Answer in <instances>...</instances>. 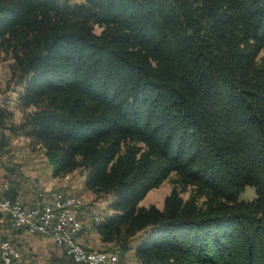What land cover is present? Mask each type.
I'll use <instances>...</instances> for the list:
<instances>
[{
  "label": "trees",
  "instance_id": "trees-1",
  "mask_svg": "<svg viewBox=\"0 0 264 264\" xmlns=\"http://www.w3.org/2000/svg\"><path fill=\"white\" fill-rule=\"evenodd\" d=\"M3 50L21 115L0 107V129L109 199L101 248L264 264V0H0ZM172 171L163 205L141 203Z\"/></svg>",
  "mask_w": 264,
  "mask_h": 264
},
{
  "label": "rangeland",
  "instance_id": "rangeland-1",
  "mask_svg": "<svg viewBox=\"0 0 264 264\" xmlns=\"http://www.w3.org/2000/svg\"><path fill=\"white\" fill-rule=\"evenodd\" d=\"M101 28V25L95 24V31L99 32ZM262 53H264V51H262ZM11 61L12 57L5 50H3L0 54V107L6 112L7 110H11L13 112V118L6 117L8 118L4 121L6 124H10L11 120H19L21 115L20 109L16 104L19 84L16 82L14 76H11ZM51 168V164L48 162V158L39 143L30 140V138L22 133L12 134L8 127H1L0 194H5L4 190L6 188V183H9L11 188L16 191L22 190V192H25L26 194H35L36 190L38 191L46 188L47 191V188H50L48 191H51L52 189H60L61 187L67 188L70 183H81L83 181V171L81 169L73 171L67 178L62 175H54L53 172H51ZM176 176L177 173L172 171L158 185L153 186L148 190L146 195L141 199V203L149 204L151 202H155L159 206H162L165 194L173 187ZM191 191L192 186L188 185V188L183 190L182 193L185 196H188ZM73 192L77 193L74 195L84 196L85 201L89 200L86 194L76 191ZM255 194V187L251 184H247L246 187L240 191L239 196L241 198H253ZM103 211L104 210H98V213L100 214V216L98 214L99 217L109 214H104ZM98 216L93 215L96 221L99 218ZM84 217L85 218H82L85 224L89 220V217H91V214L86 213ZM13 226L15 227L13 223L11 225L0 221V239L5 233L10 235L7 231L12 229ZM11 238L14 243L20 246L19 249L22 254V264H25L23 260L28 258V264H74L64 252L61 254L57 253L54 257H47L45 253L28 249L27 247L20 245L19 242L12 236ZM78 239L85 244L80 238ZM88 246L103 247V245L97 242ZM104 264L111 263L106 262ZM116 264H135L134 249L132 248L127 252H121L120 260Z\"/></svg>",
  "mask_w": 264,
  "mask_h": 264
},
{
  "label": "built area",
  "instance_id": "built-area-1",
  "mask_svg": "<svg viewBox=\"0 0 264 264\" xmlns=\"http://www.w3.org/2000/svg\"><path fill=\"white\" fill-rule=\"evenodd\" d=\"M41 195L32 205L24 204L20 198L0 195V221L9 217L17 227L25 226L32 232L51 235L57 245L62 246L74 261L81 264L119 262V246H86L77 238L84 224L78 214V208L85 204L84 196L54 191H43ZM0 254L6 264H20L21 251L9 237L1 239Z\"/></svg>",
  "mask_w": 264,
  "mask_h": 264
},
{
  "label": "crops",
  "instance_id": "crops-1",
  "mask_svg": "<svg viewBox=\"0 0 264 264\" xmlns=\"http://www.w3.org/2000/svg\"><path fill=\"white\" fill-rule=\"evenodd\" d=\"M73 171H75V170H73ZM73 171L68 172L62 176L68 178L71 175L70 173H72ZM51 172H52V168H51ZM82 175H83V181L81 183H77V182H74L73 184L70 183V184H68L67 188L61 187L60 189H54V190L52 189L51 191L63 192V193L76 191V192H82V193L86 194V196H88L89 200L85 201V204H83L82 206H80L78 208V214L80 216H82L83 218H85L84 215L86 213L87 214L90 213L91 216H93L94 213H98V210H104L103 211L104 214L113 212L114 210L112 208L108 207V205H107L109 199L105 195H98L96 192H94V190H92L90 187H88L86 185V182H85V172H83ZM7 184L8 185H5L6 188L4 190V193L8 196H11L13 194L14 197L11 196L12 198H20L22 200V202L26 205H32L35 202L36 198H38L40 196L42 197L41 193L43 191H46V188H45V189H40L38 191L36 190L35 194H28V193L26 194L25 192H22V190L13 191V188H11L10 184L9 183H7ZM48 190H50V188H47V191ZM73 194H77V193L73 192ZM44 200H46V199H44ZM140 202H142V201H140ZM96 216H98V215H96ZM99 216H100V214H99ZM86 219L88 220L87 217H86ZM99 219H101V217H99L98 220ZM89 220H90V217H89ZM89 220L85 223V224H87L88 227L85 229L79 230L77 236L84 243H87L88 245H93L96 242L100 243L101 242L100 235L95 229H93L92 226L88 225ZM3 223L12 225L9 217H6L5 220L3 221ZM15 227H17V226H15ZM15 227L13 226V228L9 229L7 232L15 240H17L20 245H23L24 247H27L28 249H31L34 251L43 252L46 254L47 257H54L55 254H57V253L61 254L62 252H64L70 258V256L65 252V249L62 246H59L55 243V241L51 235L43 234L41 232H32L26 228H19L17 230V229H15ZM10 235H8V236L11 238ZM14 244H16V243H14ZM17 246H18V248L20 247L19 245H17ZM0 257H1V254H0ZM23 262L25 264H28L29 258L23 260ZM19 263L22 264V254H21V258L19 259ZM2 264H6V262L3 260ZM135 264H136V259H135Z\"/></svg>",
  "mask_w": 264,
  "mask_h": 264
},
{
  "label": "bare ground",
  "instance_id": "bare-ground-1",
  "mask_svg": "<svg viewBox=\"0 0 264 264\" xmlns=\"http://www.w3.org/2000/svg\"><path fill=\"white\" fill-rule=\"evenodd\" d=\"M94 215H98V214H95V213H94Z\"/></svg>",
  "mask_w": 264,
  "mask_h": 264
}]
</instances>
